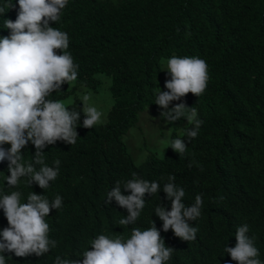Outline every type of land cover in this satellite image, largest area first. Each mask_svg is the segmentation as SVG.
<instances>
[{
  "label": "trees",
  "instance_id": "1",
  "mask_svg": "<svg viewBox=\"0 0 264 264\" xmlns=\"http://www.w3.org/2000/svg\"><path fill=\"white\" fill-rule=\"evenodd\" d=\"M0 8L5 10L0 13L2 38L11 33L4 24L17 18L18 0H0ZM51 26L68 33L67 51L79 65L75 85L97 90L100 78L95 73L109 74L113 101L104 123L89 129L83 127V106L76 99L79 136L76 144L61 145L62 150L51 146L49 157L61 164L48 189L35 182L25 186L26 178L18 189L8 188L6 162H0V195L19 190L25 203L33 191L49 200L57 194L63 198V207L45 218L57 247L39 258L5 252L7 264H54L57 255L77 256V246L90 229L117 230L127 210L114 198L111 204L104 200L116 181H122L123 194H130L123 185L134 178L157 181L161 188L157 194H145L139 219L120 226L122 236L133 228L146 230L155 221L165 246L175 249L166 264H237L225 246H235L236 229L246 223L264 262V0H68L60 21ZM173 55L199 57L208 65L205 93H188L169 105L183 102L197 109L202 121L198 135L187 141L185 129L194 125L181 117L171 123L169 141L184 139V156L166 145L162 156L134 162L123 133L147 102H155L161 58ZM62 87L48 99L60 98L67 89ZM170 175L184 188L186 206L202 195L201 216L188 221L199 229L194 241L176 237L171 229L163 231V221L155 214L161 204L171 210L163 191Z\"/></svg>",
  "mask_w": 264,
  "mask_h": 264
},
{
  "label": "clouds",
  "instance_id": "2",
  "mask_svg": "<svg viewBox=\"0 0 264 264\" xmlns=\"http://www.w3.org/2000/svg\"><path fill=\"white\" fill-rule=\"evenodd\" d=\"M18 4L15 21L5 20L4 27L11 30L10 35L0 38V145H3L0 162H6L3 171L7 175L8 188L18 189L21 178H26L25 186L32 187L35 182L46 190L50 182L57 179L61 164L59 159L49 157L51 146L59 145L56 148L62 150L61 145L77 142L80 111L73 109L76 101L82 103L85 128L104 123L103 113L88 103L89 95L81 100L75 94L79 65L67 51L68 33L51 26L60 21L68 0H18ZM4 11L0 8V13ZM56 50H60V54ZM162 70L171 78L165 81L167 91L159 89L154 103L165 109L161 117L166 123L185 117L188 124L194 125L185 129L189 142L197 137L202 124L197 119V109L183 102L169 105L188 93L197 97L205 93L210 78L208 65L199 57L173 55L167 58ZM64 85L67 89L60 98L48 99ZM70 96L73 99L65 103L63 100ZM166 143L179 156L185 155L187 143L181 137ZM168 181L163 191L171 201V210L161 204L155 208V214L163 221V231L171 229L176 237L194 241L199 229L188 221L201 216L202 195L197 194L195 202L186 206L184 188L174 183V175H170ZM121 182H115L104 204H111L114 198L128 213L117 225L128 226L139 219L146 203L145 194L159 193L161 185L157 181L134 178L124 183L123 188L130 190V194L125 195ZM21 198L19 190L0 195V264H7L5 252L17 257L35 254L39 258L57 247L45 218L50 216L52 209L57 211L63 207V198L57 194L49 200L34 191L27 195L26 203L21 202ZM120 226L114 232L104 231L105 228L90 229L77 246V256L67 259L57 255L54 264H166L172 258L175 249L165 246L155 221L143 231L133 228L126 236H122ZM249 230L246 223L238 226L236 244L234 247L226 244L225 253L237 264H264L258 258L260 252L254 244L255 237L248 235Z\"/></svg>",
  "mask_w": 264,
  "mask_h": 264
},
{
  "label": "rangeland",
  "instance_id": "3",
  "mask_svg": "<svg viewBox=\"0 0 264 264\" xmlns=\"http://www.w3.org/2000/svg\"><path fill=\"white\" fill-rule=\"evenodd\" d=\"M171 56H163L160 66L158 81L155 84L154 94L159 91H167L165 81L170 79V75L166 70H162V65L166 67V60ZM100 80L97 82V90L93 86L79 85L75 89V94L82 100L84 95H89L88 103L95 106L103 113L102 119H106V112L113 101L109 85L112 77L101 71L95 73ZM73 99L70 96L63 101L66 103ZM160 108H156L154 103L147 102L145 106L138 112V118L135 124H131L129 129L123 133V140L127 146L128 152L131 154L134 162H139L146 157L162 156L167 145V141L171 138L172 124L166 123L161 117Z\"/></svg>",
  "mask_w": 264,
  "mask_h": 264
},
{
  "label": "bare ground",
  "instance_id": "4",
  "mask_svg": "<svg viewBox=\"0 0 264 264\" xmlns=\"http://www.w3.org/2000/svg\"><path fill=\"white\" fill-rule=\"evenodd\" d=\"M63 239H64V238H63ZM72 239H74V238H72ZM72 239H71V240H72ZM60 240H61V239H60ZM74 240H75V239H74ZM63 241H64V240H63ZM76 241H77V240H76ZM77 242H78V241H77ZM59 243H60V242H59ZM74 243H75V242H74ZM80 243H81V242H80ZM65 244H67V243L65 242ZM68 244H69V242H68ZM68 244H67V245H68ZM59 245H61V244H59ZM67 245H66V246H67ZM76 245H77V244H76ZM76 245H75V247H76ZM79 245H80V244H79ZM79 245H78V246H79ZM66 246L64 245V247H66ZM75 247H74V248H75Z\"/></svg>",
  "mask_w": 264,
  "mask_h": 264
}]
</instances>
